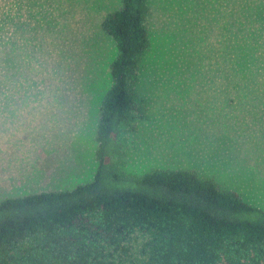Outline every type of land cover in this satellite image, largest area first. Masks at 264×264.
<instances>
[{
  "label": "rangeland",
  "instance_id": "374dc122",
  "mask_svg": "<svg viewBox=\"0 0 264 264\" xmlns=\"http://www.w3.org/2000/svg\"><path fill=\"white\" fill-rule=\"evenodd\" d=\"M120 5L0 0L17 64L0 95V200L93 177L116 55L100 24ZM146 25L132 85L145 111L121 125L112 162L133 176L193 170L264 209V0H148ZM142 242L131 244L136 257Z\"/></svg>",
  "mask_w": 264,
  "mask_h": 264
},
{
  "label": "trees",
  "instance_id": "16d2710c",
  "mask_svg": "<svg viewBox=\"0 0 264 264\" xmlns=\"http://www.w3.org/2000/svg\"><path fill=\"white\" fill-rule=\"evenodd\" d=\"M120 1L100 24L116 55L95 124L93 177L71 189L0 200V264H264V209L236 190L193 170L133 176L112 162L121 125L144 115L132 85L150 45L148 0ZM5 31L0 25V95L17 65L16 40ZM137 238L138 257L131 245Z\"/></svg>",
  "mask_w": 264,
  "mask_h": 264
}]
</instances>
